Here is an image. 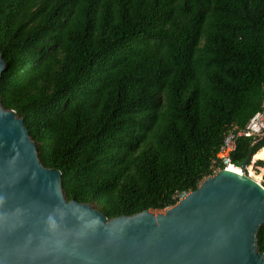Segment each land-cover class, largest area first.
<instances>
[{
    "label": "trees",
    "instance_id": "1",
    "mask_svg": "<svg viewBox=\"0 0 264 264\" xmlns=\"http://www.w3.org/2000/svg\"><path fill=\"white\" fill-rule=\"evenodd\" d=\"M0 54L2 107L67 201L108 221L166 211L260 107L264 0H0ZM248 157L264 136L237 139L232 164Z\"/></svg>",
    "mask_w": 264,
    "mask_h": 264
},
{
    "label": "water",
    "instance_id": "2",
    "mask_svg": "<svg viewBox=\"0 0 264 264\" xmlns=\"http://www.w3.org/2000/svg\"><path fill=\"white\" fill-rule=\"evenodd\" d=\"M64 196L62 172L0 101V264H264V189L244 172L221 169L166 211L110 221Z\"/></svg>",
    "mask_w": 264,
    "mask_h": 264
},
{
    "label": "built area",
    "instance_id": "3",
    "mask_svg": "<svg viewBox=\"0 0 264 264\" xmlns=\"http://www.w3.org/2000/svg\"><path fill=\"white\" fill-rule=\"evenodd\" d=\"M263 136H264V96L261 101L259 109L250 117L244 128L240 129L234 126L229 128L225 132L221 145L218 151L216 152L215 156L212 158L211 166H210V170L212 174L209 176H212L216 172L221 170L220 168H218L219 164L223 166L222 169H226L227 167H234V168H238L240 171L245 173V170H247V166L243 170L241 169V167H237L233 165L231 162L230 157L231 154L236 149V141L239 137H246V138H250L252 140V143H257L259 140L262 139ZM257 161H262V160L253 159V157L251 158L250 164L248 165L249 168L248 173H250V170L254 174L259 172V175H261L260 180H253V181L264 189V181H263L264 164L262 166H258Z\"/></svg>",
    "mask_w": 264,
    "mask_h": 264
},
{
    "label": "bare ground",
    "instance_id": "4",
    "mask_svg": "<svg viewBox=\"0 0 264 264\" xmlns=\"http://www.w3.org/2000/svg\"><path fill=\"white\" fill-rule=\"evenodd\" d=\"M227 171H230L232 173H235L237 175H243V172L240 171L238 168H234V167H227L226 168Z\"/></svg>",
    "mask_w": 264,
    "mask_h": 264
},
{
    "label": "rangeland",
    "instance_id": "5",
    "mask_svg": "<svg viewBox=\"0 0 264 264\" xmlns=\"http://www.w3.org/2000/svg\"><path fill=\"white\" fill-rule=\"evenodd\" d=\"M262 161H263V160H262ZM248 170H249V168H248V166H247V170H245V174H246L247 176H250V173H248ZM255 174H258V175H259V172L255 173Z\"/></svg>",
    "mask_w": 264,
    "mask_h": 264
},
{
    "label": "crops",
    "instance_id": "6",
    "mask_svg": "<svg viewBox=\"0 0 264 264\" xmlns=\"http://www.w3.org/2000/svg\"><path fill=\"white\" fill-rule=\"evenodd\" d=\"M258 160H262V159H258Z\"/></svg>",
    "mask_w": 264,
    "mask_h": 264
}]
</instances>
